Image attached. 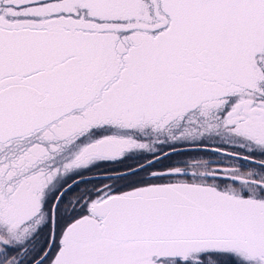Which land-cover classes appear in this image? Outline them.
I'll list each match as a JSON object with an SVG mask.
<instances>
[{
    "label": "snow or ice",
    "instance_id": "snow-or-ice-1",
    "mask_svg": "<svg viewBox=\"0 0 264 264\" xmlns=\"http://www.w3.org/2000/svg\"><path fill=\"white\" fill-rule=\"evenodd\" d=\"M0 264H264V0H0Z\"/></svg>",
    "mask_w": 264,
    "mask_h": 264
}]
</instances>
